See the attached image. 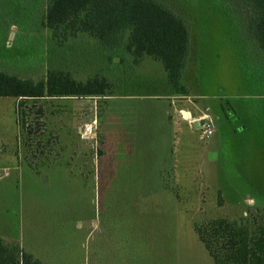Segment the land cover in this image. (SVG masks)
<instances>
[{
	"label": "rangeland",
	"instance_id": "rangeland-1",
	"mask_svg": "<svg viewBox=\"0 0 264 264\" xmlns=\"http://www.w3.org/2000/svg\"><path fill=\"white\" fill-rule=\"evenodd\" d=\"M157 1L191 33L185 93L161 62L126 50L128 35L116 48L55 38L48 0H0L1 71L111 85L98 97H0V134L18 152L15 165L0 158L1 171L18 166L0 190L17 195L18 243L44 264H214L197 226L264 224V51L233 0ZM206 115L213 133L201 138Z\"/></svg>",
	"mask_w": 264,
	"mask_h": 264
},
{
	"label": "trees",
	"instance_id": "trees-1",
	"mask_svg": "<svg viewBox=\"0 0 264 264\" xmlns=\"http://www.w3.org/2000/svg\"><path fill=\"white\" fill-rule=\"evenodd\" d=\"M233 2L264 51V0ZM44 24L55 38L86 33L108 48L120 47L128 35L125 48L129 53L138 60L148 56L161 62L173 90L186 92L181 82L190 56L191 33L181 16L157 0H48ZM110 89L106 78L77 81L60 69L50 70L38 82L0 70V97H98ZM196 233L214 264H264V224L250 230L219 219L197 226ZM0 264L44 263L18 242L0 237Z\"/></svg>",
	"mask_w": 264,
	"mask_h": 264
},
{
	"label": "crops",
	"instance_id": "crops-1",
	"mask_svg": "<svg viewBox=\"0 0 264 264\" xmlns=\"http://www.w3.org/2000/svg\"><path fill=\"white\" fill-rule=\"evenodd\" d=\"M15 114L17 116V112ZM17 124H18V120H17ZM5 130H4V133H7L5 132ZM0 145H1L0 146V158L6 159L8 157L10 158L11 156L12 161L10 162L6 160V162L11 163L9 165H15L16 154H18V152H16L15 149L10 148V145L8 144V140L6 141L4 134H0ZM8 168L17 170L18 166L16 167L15 166H5L4 167V169H8ZM17 177L18 176H16V174L15 175L9 174V177L4 178L1 181L4 183H8V182L14 181L15 179H17ZM19 207H21V202L19 201L17 195L10 194V192L8 191H2V189L0 190V237L6 239L7 241L18 242L20 240V230H21L20 220L15 216ZM3 214H7L12 218L7 219L8 220L7 223L3 222V220L1 219V216ZM34 257L38 259L35 255Z\"/></svg>",
	"mask_w": 264,
	"mask_h": 264
},
{
	"label": "built area",
	"instance_id": "built-area-1",
	"mask_svg": "<svg viewBox=\"0 0 264 264\" xmlns=\"http://www.w3.org/2000/svg\"><path fill=\"white\" fill-rule=\"evenodd\" d=\"M186 115H187L186 116V119L192 118L189 114L186 113ZM205 120H208V116L207 115L196 119L197 126L200 129H202V134H201L202 136H201V138H204L207 135L209 136V135H211L213 133V131L211 130V128H209V124H202L201 123V122H203ZM7 177H9V170L8 169H4V171H1L0 170V179H4V178H7Z\"/></svg>",
	"mask_w": 264,
	"mask_h": 264
}]
</instances>
